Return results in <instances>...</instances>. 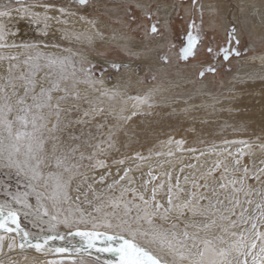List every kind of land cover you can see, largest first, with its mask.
<instances>
[{"label": "rangeland", "instance_id": "1", "mask_svg": "<svg viewBox=\"0 0 264 264\" xmlns=\"http://www.w3.org/2000/svg\"><path fill=\"white\" fill-rule=\"evenodd\" d=\"M139 1L88 0L86 5L90 6L91 13H86L78 9L84 6L78 0H23L28 5L50 3L54 5L50 10H57L56 14H48L53 19L48 21L47 29L42 22L28 29L17 25L25 17L23 14L17 15L22 19L15 21L16 26L7 28V39H11L7 42L17 47L0 49V55H18L21 63L29 55L36 57L37 53L43 54L42 63L43 57L48 55L67 57L71 61L66 69L69 79L62 81L61 86L79 94V99L73 94L61 102L58 130L45 133V136L54 135L56 143L64 150L77 149L73 160L80 165L79 172L83 175L70 184L66 201L54 208L45 196L38 204L33 187L41 192L42 187H37L35 182L29 187V180L22 173L18 175L15 169L0 167V199L11 202L15 195L31 205L29 208L23 203H11L28 211L27 216L19 213L22 228L30 231L44 228L37 220L43 216L44 207L49 216L43 219L57 215L60 220L68 216L69 220L76 221L78 208H85L91 216L98 206L104 212L115 211L120 216L123 209H113L108 202L110 193L114 195L111 198L126 201L129 191L124 192L123 197L122 191L114 192L108 186L97 192L101 181L92 175L93 169L98 161L106 163L128 155L144 156L149 147L161 140L194 147L236 139L242 144L224 153L240 157L243 169L249 170L247 174L261 166L264 170V147L256 144L257 140L264 141V24H255L252 31H247L229 19L223 29L216 14H208L206 10L194 12L199 0L195 3L193 0H164L180 7L168 17V26L161 22L153 33L151 28L156 21L153 6L143 11ZM225 2L230 11L236 6L234 0ZM20 5L13 0V7ZM184 6L189 12L184 13ZM105 7L110 8L106 11ZM61 8L65 9L63 13ZM101 21L106 22V29L98 25ZM189 31L193 36L198 35L199 40L193 49L194 55L183 59L181 50L188 44ZM160 37L162 43L156 42ZM250 42L254 50L248 49ZM92 56H99L101 61L93 60ZM113 64L120 67L114 68ZM7 66V60L0 62V74H4ZM208 68L215 71H207ZM38 75L43 76V71ZM73 80L76 81L74 87ZM85 80L93 83L85 84ZM221 81L225 86L213 91V86ZM42 83L48 86L47 82ZM145 97L147 101L142 102ZM54 122L55 117H52L51 123ZM46 146L51 150L52 141L48 140ZM251 151L261 154L260 165L252 166L248 156ZM89 156L93 158L89 160ZM48 170H54V161L52 168L45 172ZM260 179L264 189V171ZM89 184L96 196L103 193V207L88 188ZM35 217L33 222L29 220ZM58 227L67 228L63 224ZM72 260L75 259L64 261L72 264ZM83 260L84 264H99Z\"/></svg>", "mask_w": 264, "mask_h": 264}, {"label": "snow or ice", "instance_id": "2", "mask_svg": "<svg viewBox=\"0 0 264 264\" xmlns=\"http://www.w3.org/2000/svg\"><path fill=\"white\" fill-rule=\"evenodd\" d=\"M79 4L86 5L88 0H78ZM15 3L21 4V7H13V0H0V21L4 18H11L13 12L23 14L30 17L34 23L39 25L43 23L44 29L48 27V21L53 19L47 14V10L54 7L50 3L42 4L45 9L43 15L40 12L32 11V6L23 2V0H15ZM195 3V0H193ZM65 9L61 8L60 12ZM192 25H190L191 27ZM151 31H157L156 25L153 24ZM79 39V36L76 37ZM188 44L182 51V58L188 59L194 55L195 48L199 36H193L189 31L187 36ZM17 47L15 44L7 42V30L5 25L0 22V49H11ZM25 48H34L35 45H23ZM211 52V49H209ZM239 55V53H236ZM42 53H37L36 57L29 55L23 62H19L18 55H0V61L7 60L8 66L4 74H0V167L7 169H15L17 174H23L29 180V187H33V182L37 187H42L44 191L36 192L38 204L42 197L52 201V206L55 208L58 204L68 199L67 190L77 176L83 175L79 172L80 165L75 163L73 155L77 151L76 148L64 150L56 143L54 135L45 136V133L52 134L58 130L61 118V102L65 101L69 95H75L79 99L78 93H70L67 86L62 87L61 82L67 81L69 76L66 72L68 64L71 62L69 58L54 57L51 55L43 57ZM227 59V56H225ZM13 61H17L13 63ZM114 68H119L120 65L113 64ZM43 71L44 75L38 74ZM207 71H215L213 68H208ZM201 76L204 75L202 71ZM75 76V73H72ZM42 81L48 83L46 87ZM76 81L73 80V87ZM85 84L93 83L91 80L83 81ZM37 88L39 89L37 91ZM22 92V94H21ZM54 93H63V95L54 96ZM139 100L140 98L137 97ZM30 100V102H29ZM147 97L142 102H146ZM88 116V112L84 113ZM135 115V113H133ZM55 117V122L51 123V118ZM51 123V127H49ZM52 141L51 150L46 146L47 141ZM178 143H182L178 142ZM231 155V153H229ZM93 157L89 156L91 160ZM80 159H84V154L81 152ZM141 159H143L141 157ZM54 161V170L45 169L52 168ZM120 163H123L121 161ZM239 165V160L235 161ZM98 166L103 167V162L98 161ZM223 166L224 172L221 174V180L226 183H219L220 189H227L231 185V195L226 197L230 207H224L225 201L216 199L215 203L203 194L197 196L196 193H191L181 203L174 204L172 188H168L167 206L156 200V188L152 189L150 199H146L143 193H136L135 189L125 188L121 192L123 197L124 192L131 191L134 193V199L138 195L141 204H134L129 201H124L118 198H109V203L113 209H123L122 214L117 216L113 211L111 216L117 219V223L113 224L112 219H109V213L105 212V219L98 221L97 217L92 216L90 219L80 210L79 218L73 222L68 216H64L60 220L57 215H51L48 221V231L45 233L41 229L40 234L32 237L31 234L23 229L19 222L18 212L11 207V203H23L26 207H31L25 200H21L19 196H12V201H5L0 204V229L7 233H23V240L27 242V246L37 252L47 253L55 252L58 254H71L74 251L81 255V260L77 262L72 260V264H84L83 254L89 257L92 255V250L97 253H112L117 257L108 264H264V231L260 230V226H264V190L251 189L245 192L247 197L250 192L257 191L261 195L260 202L256 204L257 216L245 214L249 209L241 205V201L236 193L245 191L244 180L248 173L247 167L243 169L245 176L239 179L229 177V167L227 164L222 165L217 161L215 167L211 171ZM238 171L237 167L234 169ZM264 171V170H261ZM211 174V172L209 173ZM151 175V173H149ZM127 176H121V180ZM253 177L260 179L259 175L253 173ZM153 180L155 176L151 177ZM86 179V177H85ZM104 179L103 176L100 177ZM115 183H118L115 182ZM239 184L240 187H236ZM112 188L113 185H108ZM159 187H163L160 185ZM176 187L180 192L184 190ZM195 187H208V182L203 185H195ZM88 188L92 190L96 196L95 189L89 184ZM213 195H216V189H212ZM9 195H12L9 193ZM25 196L28 194L25 193ZM79 199V197H77ZM96 199L102 206L104 203L103 193L96 196ZM208 200L207 204H200L201 200ZM91 203V201H88ZM246 203L252 204L251 199L246 200ZM43 207V205H40ZM240 207L239 220L241 224L248 225L249 228L236 229L237 220L232 219L236 216V208ZM133 208L136 215L132 216ZM163 208L161 219H168V214L176 211L179 216L190 212L193 217H207L203 222L197 223L193 221L192 226L197 229L193 233H189L187 229L182 232L170 231L162 229L155 225L154 217L160 214V209ZM101 210L98 206L95 211ZM39 211V208L37 209ZM217 214L218 217H217ZM28 213H25L27 216ZM43 216H49L48 209L43 208ZM41 217V219L43 218ZM217 219L227 221V225H220L221 231L228 233L231 239L225 240L224 236H217L212 232V229L217 227ZM55 223H52V222ZM146 222L148 228H143L141 222ZM76 225L91 224V228L84 229L79 226L75 227V231H71ZM63 224L70 229L68 235L80 237V244L68 241L67 247L55 246V241H64L65 236L57 231L58 225ZM103 227L105 231L98 229ZM176 226L173 225V228ZM203 231V235H201ZM247 231V235H245ZM4 237L0 236V248L3 247ZM189 242H191L189 244ZM102 245V246H100ZM25 243H21L20 247L24 248ZM9 249L15 247V239L8 244ZM169 257L171 259H169ZM99 260V256L96 257ZM48 264H65L63 259L50 260Z\"/></svg>", "mask_w": 264, "mask_h": 264}, {"label": "bare ground", "instance_id": "3", "mask_svg": "<svg viewBox=\"0 0 264 264\" xmlns=\"http://www.w3.org/2000/svg\"><path fill=\"white\" fill-rule=\"evenodd\" d=\"M226 1V0H225ZM221 0H199L194 5V12L198 14L199 10H206L209 13H214L219 18V20L223 23V29L228 25L229 19L232 23H235L238 27H242L247 31H252L255 28V24H264V0H234L236 3L235 8L230 11L228 3ZM143 11H147L151 9L153 6V12L156 17L155 25H158L161 22L165 23V26H168V17L172 12L175 11L176 7H180L179 4L167 3L164 0H153L150 2L149 0H140L138 2ZM32 11L40 12L41 14L45 12V9L40 5H31ZM21 7V5H20ZM232 7V6H231ZM19 8V7H18ZM108 10L110 7H105ZM193 8V7H192ZM78 9L86 13H91V8L89 5L79 6ZM103 10V9H101ZM57 10H47V14H56ZM184 13L189 12V8L183 7ZM230 11V12H229ZM229 14V18L227 17ZM17 13L13 12L11 18H4L2 22L6 30L9 27L16 26L15 21L20 20L17 17ZM75 20L79 22L78 17L74 16ZM16 21V22H17ZM17 25H20L23 28H30L34 25H37L31 21L30 17H24L21 21H18ZM167 22V23H166ZM106 22H99V26L102 29H106ZM231 23V22H230ZM231 23V24H232ZM8 35V34H7ZM165 37V36H164ZM11 40V39H7ZM162 37L156 39V42L162 43ZM127 42V41H126ZM130 43H132L130 41ZM136 43H138L136 41ZM133 44V43H132ZM130 45V44H129ZM137 46V45H136ZM140 46V44H139ZM95 48V47H94ZM255 46L252 42L248 43V49L254 50ZM98 50V48H95ZM150 49V48H149ZM4 50V49H3ZM6 50V49H5ZM178 57V56H177ZM93 60L101 61L99 56H92ZM1 62V61H0ZM225 86V82L221 81V84H216L213 86L212 90L216 91ZM167 140H161L156 142L151 147L147 149V153L144 156L139 155H128L122 158H118L106 163H103V167L97 165L93 169L92 175L100 179L101 176L104 177L103 180L100 179L101 183L97 186V192H101L103 187H107L108 185H113L112 189L114 192H121L125 188L127 189H135L136 193H143L146 199H150L152 194V189L156 188V200L161 204L167 206L168 199V188L171 186L173 193V202L174 204L181 203L185 198L189 196L191 193H196L197 196L200 194L205 195L210 198L213 203H215L216 199L224 200V207H230L228 200L226 197H229L231 193V185L227 189H220L218 187L219 183H226V181H222L221 174L224 172L223 166L216 169L215 171H211L217 161L221 162L222 165L227 164L229 167V177H235L239 179L246 174L243 172V163L240 157L235 156L233 154H225L224 151L234 150L240 143L236 139L227 140L224 142H213L208 145H200L194 147H181L178 144H170L167 143ZM257 146L264 147V141L257 140ZM258 147V148H259ZM262 149V148H261ZM249 159L251 161L252 166H257L262 163L261 154L251 151L249 154ZM141 157L143 159H141ZM239 160V165H236L235 161ZM264 160V159H263ZM123 161V163H120ZM95 164V163H94ZM263 165V164H262ZM94 167V166H93ZM239 168L238 171L234 169ZM260 169V170H259ZM258 170L247 174L244 180L245 191L236 193L238 195L241 205L244 208L249 209V212L245 214V217L248 215L257 216L258 211L256 210V204L260 202L261 195L257 191H252L246 197L245 192L249 191V187L251 189L264 190L261 185V179L257 180L253 177V173L260 176L263 170V166H261ZM125 170H127V176L125 179L121 180V176L125 175ZM91 171V170H89ZM211 172V174H209ZM91 173V172H90ZM151 173V175H149ZM155 176L156 179H152L151 177ZM118 183H115L117 182ZM205 181L208 182V187H195V185H203ZM179 185V188H182L184 191L180 192L176 185ZM263 184V183H262ZM163 185V187H159ZM236 187H240L239 184ZM216 189V195H213L212 189ZM108 189V188H107ZM110 189V190H112ZM110 192V191H109ZM110 197H113L112 191L110 193ZM251 199L253 201L252 204L246 203V200ZM126 201L132 202L134 204H141L142 201L139 200L138 195L134 199V193L129 191L128 196L126 197ZM5 203V200L0 199V204ZM208 200H201L200 204H207ZM143 206V205H142ZM11 207L15 209L18 214H25L28 211L25 208H20L17 206ZM103 207V206H102ZM79 209V208H78ZM104 209V208H102ZM110 209V208H109ZM80 210L85 214L87 218H91L92 216L97 217L98 221H103L105 219V212L100 210L99 212L93 213L91 216L87 215L85 208H80ZM122 210V209H121ZM106 211V210H105ZM119 211V210H118ZM123 211V210H122ZM136 209L133 208L134 214L136 215ZM160 214L154 217V223L156 226L162 229H168L170 231L182 232L185 229L189 233H193L197 231L195 227L192 226L193 221L200 223L207 219V217L196 216L193 217L190 212H186L185 215L179 216L176 211H172L168 214V219H161V214H163V209L159 210ZM121 213V212H120ZM240 207L236 208V216H233L232 219L237 220L236 229L232 230H240L246 229L250 227V224L244 225L240 223L239 220ZM118 214V213H117ZM122 214V213H121ZM119 215V214H118ZM117 215V216H118ZM219 214H217L218 217ZM80 216V212L77 211V219ZM109 219H112L113 224L117 223V219L111 216V212L109 214ZM37 218L29 219L31 222L36 220ZM42 226H44V231L47 233L48 231V221L50 218L37 219ZM71 221V220H70ZM75 222V221H73ZM52 223H55L54 221ZM143 228L147 229L149 226L146 222H141ZM227 221H220L217 219V227L212 229V232L217 236H224L225 240L231 239L228 233L221 231L220 225H227ZM173 225L176 227L173 228ZM79 226L84 229L85 227L91 228V224L88 225H76L74 223V227L71 231H75V227ZM261 231H264V226H260ZM25 229V228H23ZM41 227L37 231L27 230L32 237L40 234ZM99 231H105L103 227L98 229ZM61 234L65 236L64 241H55V246H63L67 247L68 241H71L77 246L80 244V237L70 236L68 235L70 229H60L57 228ZM203 235V231L200 233ZM247 231H245V235H247ZM0 236L4 237L3 247L0 248V264H48L50 260H61V258L65 259H81V255L75 253L74 251L71 254V258H68V254H58L55 252H47L41 253L37 252L34 249L27 246V242L23 240V233H7L3 229H0ZM15 239V247L9 249L8 244L12 242V239ZM25 243V247L21 248L20 244ZM191 242H189L190 244ZM102 246V245H100ZM99 256V260L96 257ZM63 259V260H65ZM83 259L95 261L99 264H108V262L117 259L112 253H97L95 250H92V255L89 257L86 253L83 254ZM169 259H171L169 257Z\"/></svg>", "mask_w": 264, "mask_h": 264}, {"label": "water", "instance_id": "4", "mask_svg": "<svg viewBox=\"0 0 264 264\" xmlns=\"http://www.w3.org/2000/svg\"><path fill=\"white\" fill-rule=\"evenodd\" d=\"M61 259H65V258H61Z\"/></svg>", "mask_w": 264, "mask_h": 264}]
</instances>
